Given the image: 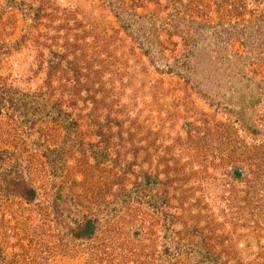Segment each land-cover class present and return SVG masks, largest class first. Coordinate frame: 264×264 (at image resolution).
Returning <instances> with one entry per match:
<instances>
[{
	"label": "rangeland",
	"instance_id": "1",
	"mask_svg": "<svg viewBox=\"0 0 264 264\" xmlns=\"http://www.w3.org/2000/svg\"><path fill=\"white\" fill-rule=\"evenodd\" d=\"M0 264H264V0H0Z\"/></svg>",
	"mask_w": 264,
	"mask_h": 264
}]
</instances>
